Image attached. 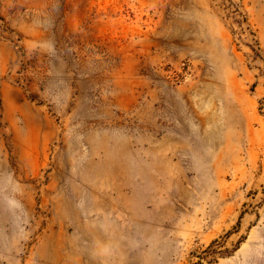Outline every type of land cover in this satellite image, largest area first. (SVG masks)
<instances>
[{
	"label": "rangeland",
	"instance_id": "1",
	"mask_svg": "<svg viewBox=\"0 0 264 264\" xmlns=\"http://www.w3.org/2000/svg\"><path fill=\"white\" fill-rule=\"evenodd\" d=\"M0 264H264V0H0Z\"/></svg>",
	"mask_w": 264,
	"mask_h": 264
}]
</instances>
